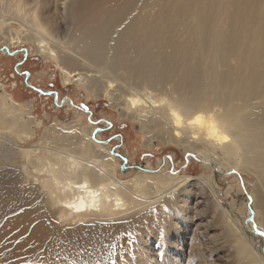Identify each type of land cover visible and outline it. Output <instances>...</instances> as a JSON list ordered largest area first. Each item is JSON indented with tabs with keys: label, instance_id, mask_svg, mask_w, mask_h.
Masks as SVG:
<instances>
[{
	"label": "bare ground",
	"instance_id": "1",
	"mask_svg": "<svg viewBox=\"0 0 264 264\" xmlns=\"http://www.w3.org/2000/svg\"><path fill=\"white\" fill-rule=\"evenodd\" d=\"M36 3L0 0V38L7 35L6 22L19 21L36 53L55 63L64 86L76 84L120 107V116L137 120L148 142L174 144L216 172L219 155L251 176L264 235V0H58L68 27L63 38L37 22ZM4 99L0 134L26 130L28 122L9 96ZM197 115L203 119L191 122ZM46 137L74 149L62 147L48 161L33 159L58 185L46 194L58 208V222L90 229L196 180L167 175L149 188L140 174L131 185L121 184L113 175L116 162L85 134L69 142L60 130L46 129ZM226 227L238 264H264L262 243L253 246L237 221Z\"/></svg>",
	"mask_w": 264,
	"mask_h": 264
},
{
	"label": "rangeland",
	"instance_id": "2",
	"mask_svg": "<svg viewBox=\"0 0 264 264\" xmlns=\"http://www.w3.org/2000/svg\"><path fill=\"white\" fill-rule=\"evenodd\" d=\"M35 6L31 12L37 22L63 38L68 27L58 0H38ZM6 23L7 35L0 38V97L9 96L28 123L26 130L6 128L0 134V264H238L226 227L231 221L253 246L264 248L251 176L230 168L219 155L221 171L216 172L174 144L148 142L137 120L120 116V107L76 84L64 86L55 63L36 53L26 28L19 21ZM46 129L60 130L69 142L83 141L85 134L116 162L113 175L121 184L131 185L140 174L149 188L167 175L196 180L159 200L157 195L142 199L120 219L90 229L58 222V208L46 198L58 185L33 159L48 161L68 143L43 138ZM170 195L177 203L167 201Z\"/></svg>",
	"mask_w": 264,
	"mask_h": 264
},
{
	"label": "snow or ice",
	"instance_id": "3",
	"mask_svg": "<svg viewBox=\"0 0 264 264\" xmlns=\"http://www.w3.org/2000/svg\"><path fill=\"white\" fill-rule=\"evenodd\" d=\"M173 115H175V113H173ZM177 119H179V117H177ZM202 119H203L202 116L197 115V116L195 117V120H193V121H191V122H193V123H198V122H200ZM225 139H227V138L225 137Z\"/></svg>",
	"mask_w": 264,
	"mask_h": 264
}]
</instances>
